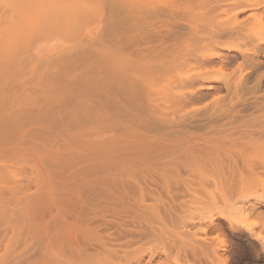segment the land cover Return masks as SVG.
Returning a JSON list of instances; mask_svg holds the SVG:
<instances>
[{
	"label": "rangeland",
	"instance_id": "1",
	"mask_svg": "<svg viewBox=\"0 0 264 264\" xmlns=\"http://www.w3.org/2000/svg\"><path fill=\"white\" fill-rule=\"evenodd\" d=\"M235 1L0 0V264H264V0Z\"/></svg>",
	"mask_w": 264,
	"mask_h": 264
},
{
	"label": "bare ground",
	"instance_id": "2",
	"mask_svg": "<svg viewBox=\"0 0 264 264\" xmlns=\"http://www.w3.org/2000/svg\"><path fill=\"white\" fill-rule=\"evenodd\" d=\"M245 3H246V0H237V1H235L234 3H229V4H227L226 3V5H223L222 4V7H231V8H233V7H237V6H240L241 4H243L244 6H245ZM214 8H220V5L219 4H215L214 6H213ZM160 40V39H159ZM158 41V40H157ZM102 45V44H101ZM92 50H96V48H92ZM90 53H91V51H90ZM239 56H241V57H243V58H245L246 60L245 61H247V62H249L250 64H251V66H252V59L251 58H248V56H246V54H243L241 51H238L237 53H236V55H232V57H239ZM225 57L226 56H224V55H218L216 58L215 57H213V56H207V55H204V56H201V57H198V62H200L201 64H203L204 66L206 65V64H211V63H213V62H215V59H217V62L218 63H220L221 65H224V64H226V63H228L229 61H226V59H225ZM231 61V60H230ZM249 64V65H250ZM255 65L257 66V65H259V63H255ZM33 66V65H32ZM30 67V69L32 68V71H34L35 70V73H36V77H37V73L39 74V73H55V76L53 75L52 77H53V80L54 81H56V79L59 77V75H58V73L60 74V73H62V71L65 69L64 67H61V66H58L57 68H55L53 71H50V72H48V71H46L45 69H43V68H39V67H37V66H33V67ZM90 66L91 67H89V69H90V71H93V70H91V69H95V70H97V71H100L101 70V68H100V64H99V62H97V63H95V64H90ZM75 69H78V68H74V69H72L71 71H69L68 73H74V72H76V70ZM69 70V69H68ZM67 69H66V71H68ZM204 71V70H203ZM102 72V71H101ZM100 72V73H101ZM32 73H34V72H32ZM63 73H66V72H63ZM96 73V72H95ZM98 73V72H97ZM201 73H202V71H201ZM203 74H204V72H203ZM41 77H43V76H41ZM46 77H48L47 75H46ZM247 77H244V80L246 79ZM244 80H243V82H244ZM194 81H196V78L194 77H187V79H186V83L187 84H189V85H193L192 83L194 82ZM134 82H135V80H133L132 82H130V83H127V85L128 86H130L131 87V89L134 87ZM101 83H104V81L103 82H101ZM240 84H236V86L238 87ZM101 86H104V84H101ZM52 93H54V94H57L56 92H52ZM197 91H189L188 93H184V94H182L181 96H180V101L183 103V106L184 105H188V104H190L191 105V103H193L194 101H196V99H197ZM35 101H38V97L35 99ZM39 106H41V105H39ZM186 107H188V106H186ZM185 107V108H186ZM263 109V108H262ZM192 111H195V110H192ZM263 111H264V109L262 110V113H263ZM197 111H195V113H196ZM139 113H141V112H139ZM192 113H194V112H192ZM251 114H253V113H251ZM232 115V114H231ZM231 115H225V114H221L220 112H218V113H216V114H208V116L207 117H205V120H212V119H215V118H219V117H227V116H231ZM214 116V117H213ZM229 118V117H228ZM263 135V134H262ZM189 147H195V145H191V146H189ZM264 147V146H263ZM261 150V149H260ZM253 164H255L256 166H259L258 164H256V162H254ZM122 193V192H121ZM120 193V194H121ZM117 195H118V193H117ZM119 196H121V195H119ZM122 197V196H121ZM117 198H118V196H117ZM116 199V198H115ZM119 200V199H118ZM121 200V199H120ZM117 201V200H116ZM119 221L118 220H116L115 221V224H117ZM82 223V222H81ZM92 221H91V219L90 220H87V221H85L82 225L83 226H91L92 225ZM134 235V234H133ZM133 235H131V237H133ZM48 239H49V237H45L44 239H42V244H44V243H47L48 242ZM40 245V244H39ZM83 261L85 260L86 261V259H82ZM81 260V261H82ZM86 263H87V261H86Z\"/></svg>",
	"mask_w": 264,
	"mask_h": 264
}]
</instances>
